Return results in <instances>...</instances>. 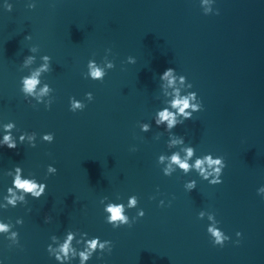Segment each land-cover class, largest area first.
<instances>
[{"label":"water","instance_id":"water-1","mask_svg":"<svg viewBox=\"0 0 264 264\" xmlns=\"http://www.w3.org/2000/svg\"><path fill=\"white\" fill-rule=\"evenodd\" d=\"M209 7L219 15H204ZM31 47L39 49L31 69L50 57V71L39 78L53 90L48 110L20 92L30 71L20 65ZM107 49L115 67L102 82L83 78L89 60L102 66ZM168 68L192 84L188 91L203 106L172 131L194 148L189 163L224 157L219 185L178 169L165 177L157 165L160 155L179 150L166 147L167 133L155 138L164 132L153 118L164 107L159 76ZM70 97L84 110L70 112ZM9 122L14 138L36 133V147H0V203L11 186L5 173L16 166L46 191L0 209V222H10L19 240L8 247L0 235V264H56L46 248L68 230L75 239L87 233L112 242L111 254L94 253L87 264H264V199L257 194L264 187V0H0V140ZM141 123L151 130L142 133ZM48 133L51 144L41 141ZM49 165L57 172L45 179ZM191 180L196 187L187 192ZM133 195L138 203L129 210ZM104 197L124 204L130 220L139 210L144 216L114 230L104 222ZM210 214L229 237L222 248L207 234Z\"/></svg>","mask_w":264,"mask_h":264},{"label":"clouds","instance_id":"clouds-1","mask_svg":"<svg viewBox=\"0 0 264 264\" xmlns=\"http://www.w3.org/2000/svg\"><path fill=\"white\" fill-rule=\"evenodd\" d=\"M208 0H203V3H207ZM29 10L35 8V4H28ZM4 8L6 11H11V4L5 3ZM219 15L218 10L213 12V8L209 7L203 11L204 15L209 14ZM25 39H30L29 36H25ZM39 51L38 47H31L29 52L32 55L26 56L21 65L20 70L30 69L29 74L22 77L20 80V92L25 98V100H35L36 104H44L45 110L50 108L52 104L51 99H47L51 92L53 91L48 84L41 85V80L39 79L41 74H46L50 71V57L47 55L42 56L41 64L35 69H31V66L35 63V53ZM110 49H107L105 56L102 61V66L97 65L94 60H89L87 63V72L83 75V78L90 79L92 81L102 82L107 71L112 70L115 65L112 61L108 60V54ZM135 59L133 57H128L125 63L131 65L135 64ZM159 88L161 95L164 100V107L155 113L153 121L156 127H164V132H158L156 134V139H159L163 133L168 134L166 147L168 149H179L178 151L172 152L171 155L165 156L160 155L157 158V165H163L162 174L165 177L171 176L177 169L187 175L189 172H195L198 177L207 181L210 186H216L222 183L220 177L222 176L223 170L226 167L223 156H218L213 158L211 154L204 155L202 157L196 158L194 162L189 163L195 154V150L191 146L185 145V140L183 136H179L173 133V129L178 125H183L186 120L192 119L194 113L203 110L202 102L197 98L195 92L188 91L192 88L191 83L186 82V78L183 75H177L175 69L168 68L159 76ZM182 92L185 93L182 95ZM85 100L92 102V93L85 94ZM35 107V105H32ZM86 105L81 101H78L72 97L69 98V111L76 113L78 111H83ZM15 128L14 123H7L3 126L4 135L2 140H0V147H7L9 150H14L17 144H24L25 142L29 147H36V133H22L19 135L18 139L14 138L12 131ZM139 129L142 133H147L151 130V125L148 123L139 124ZM54 135L52 133L44 134L41 136V141L44 143L51 144L53 142ZM131 151H136L135 148ZM183 154V155H181ZM57 169L51 165L46 168L45 179L48 176L55 175ZM5 175L11 177V186L7 188V194L3 198V203H0V209L7 210L9 207L15 208L18 204L26 205L28 203L26 197H30L33 200L40 199L45 191L46 184L38 183L37 180L29 174L30 178H23L22 169L19 166L14 167L11 171H7ZM196 187V181L191 180L184 184V189L187 192H191ZM257 194L264 199V187H260L257 190ZM120 199V197H117ZM151 199V198H150ZM107 197L100 200V204L105 205L103 207V212L106 215L105 223L111 225L112 229H118L121 227H131L136 221L144 216L143 210H139L136 216L129 219L125 215V205L122 203H107L105 201ZM138 203L136 196H131L127 200V209L131 210L136 208ZM163 201L160 202V206H163ZM205 215L204 211L199 212L198 219H203ZM210 221L214 223L207 227V234L210 237L213 247H223L226 242L229 241V237L225 235L218 227V221L215 219L214 214L208 215ZM44 223H50V217L45 216ZM23 224L22 219H17L15 221L16 226ZM13 225L5 222H0V235H3L5 239L9 242L8 247L18 246V233L12 231ZM78 233L68 230L64 236L63 242H60L58 238L53 235L50 237L51 244L46 248L49 257L54 258L56 264H71L72 260L78 259L79 264H87V262L92 258L94 253L101 254H111L113 245L111 241L101 242L98 237L92 239H86L87 233H79L80 238L75 239ZM237 241L239 243V238L241 233L237 232ZM77 246H82V250H77L73 246V241ZM53 245H56L53 247ZM97 259H102V256H97Z\"/></svg>","mask_w":264,"mask_h":264}]
</instances>
